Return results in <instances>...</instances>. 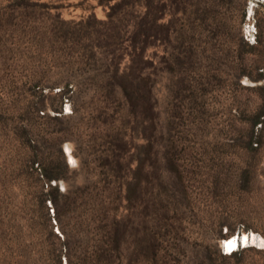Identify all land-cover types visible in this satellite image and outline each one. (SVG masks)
<instances>
[{
    "label": "rangeland",
    "instance_id": "374dc122",
    "mask_svg": "<svg viewBox=\"0 0 264 264\" xmlns=\"http://www.w3.org/2000/svg\"><path fill=\"white\" fill-rule=\"evenodd\" d=\"M80 1L0 0V264H264V0Z\"/></svg>",
    "mask_w": 264,
    "mask_h": 264
},
{
    "label": "trees",
    "instance_id": "16d2710c",
    "mask_svg": "<svg viewBox=\"0 0 264 264\" xmlns=\"http://www.w3.org/2000/svg\"><path fill=\"white\" fill-rule=\"evenodd\" d=\"M90 0H81L77 5L83 6L85 3L89 2ZM95 2V5H90L89 9L95 10L98 7H101L105 13V20H97L101 30L99 31L101 36L106 37V39H112L117 40L126 35V31L124 32V29L122 26H124L125 17L128 14L129 8H134L138 6L141 2V0H92ZM146 6L149 8V12L146 15V22L145 21H136L134 24V41H139L141 37H144V41H149L150 38L153 36L152 34V27L161 19L165 18L167 13V5L162 4L157 7V5H154V0H145ZM16 5L18 7H22L25 3V0H15ZM90 18L96 19L95 13H91L87 20ZM82 24V22H81ZM125 33V34H124ZM124 52H119V55H114L115 59H113L112 64L110 66H113V70L107 74L106 79L112 83H114L115 87H106L104 90H114L119 89L121 94L124 98H131L136 94V89L131 88V86L128 84V75L125 71H122L120 69V64L122 63V60L125 58ZM132 59L134 62L141 63L147 61L145 59V55L142 53H135L132 56ZM108 91V90H107ZM145 96L146 98L150 97V91L148 89L145 90ZM264 108V107H262ZM262 113L260 112L257 114V122L261 118ZM259 123V122H258ZM42 174L46 178L47 181H57L62 178L61 175L55 174L51 171V169L48 167L42 169ZM58 187L57 186H51L50 192H49V198L53 202V204L58 207ZM54 193H56L54 195ZM119 245L116 246H110L109 250L114 251L118 248ZM102 251L95 253L94 256L97 257V259H101L103 255H105Z\"/></svg>",
    "mask_w": 264,
    "mask_h": 264
},
{
    "label": "bare ground",
    "instance_id": "6f19581e",
    "mask_svg": "<svg viewBox=\"0 0 264 264\" xmlns=\"http://www.w3.org/2000/svg\"><path fill=\"white\" fill-rule=\"evenodd\" d=\"M250 241L249 236L245 235L242 239H241V243H243L244 245L247 244ZM252 242H255V237L251 238ZM231 242V243H230ZM240 244V238L236 239L233 238L230 241H228L226 243L227 247L231 250L234 249L235 247H237Z\"/></svg>",
    "mask_w": 264,
    "mask_h": 264
},
{
    "label": "snow or ice",
    "instance_id": "6c2138e0",
    "mask_svg": "<svg viewBox=\"0 0 264 264\" xmlns=\"http://www.w3.org/2000/svg\"><path fill=\"white\" fill-rule=\"evenodd\" d=\"M231 243V242H230Z\"/></svg>",
    "mask_w": 264,
    "mask_h": 264
}]
</instances>
